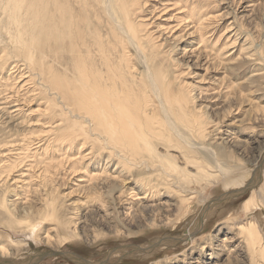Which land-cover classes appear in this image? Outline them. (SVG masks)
<instances>
[{"label": "rangeland", "instance_id": "1", "mask_svg": "<svg viewBox=\"0 0 264 264\" xmlns=\"http://www.w3.org/2000/svg\"><path fill=\"white\" fill-rule=\"evenodd\" d=\"M20 1L0 0V38H4L0 39V51L6 48L9 54L12 52V44L9 43L11 38L8 32L18 33L19 31L10 27L1 28V26L3 23L11 22L12 24L8 25L14 27L21 23L23 13ZM140 2L143 8L134 16L133 21L140 26L147 43L144 42L145 48L141 52L132 47L129 51H132L130 54H134V63L136 59L141 60V63L144 62L140 66L136 65V68L138 71L145 72L146 76H150L149 80H152V75L148 70L150 68L153 73L151 67H155L162 77H157L160 78L157 81L154 78L155 86L153 87L145 83V87L148 86L150 90L148 88L144 90V96L145 94L149 97L158 96L155 110L165 138L163 141L160 138L157 139V143L155 145L153 143L152 147H154V153L162 154L156 165L164 169L167 175L162 172H153L149 167L142 165V162L152 158L145 149L135 155L141 162L136 169L129 170L126 174H119L112 164L108 166L105 161L108 159L110 149L103 150L104 145L102 146L93 135H90L89 145L83 148L80 157H78L81 149L79 142L72 147L70 152L68 150L66 155V148L53 151L52 154L57 155L51 161L58 163L63 160L62 163L65 164L67 172L61 173L65 176L60 173L57 179L56 176L49 175L54 184L48 183L45 184L46 188L37 189L34 184L27 188L31 183L29 177L20 178L22 172L15 173L17 186H23L19 196L15 194L17 187L14 184L15 179L9 184L10 190L5 196L9 203L15 202L19 215L13 221L12 227L14 228L0 225V240L5 242L10 236L14 241L10 247L18 251L13 258L0 257V264H24L25 262V264H264L260 262L262 261L260 256L253 259L243 236L238 232L240 226L255 221L260 224V232L264 239V187L262 186L264 177H261L262 172L259 174V169H263L262 166L259 167V164L264 161V0H140ZM191 10H195L196 18L203 15L206 21L208 30L204 34L205 41L201 39V33L197 31L198 23L191 18ZM99 19L94 21L102 23L104 20L103 23L105 22L100 28L102 38L106 41L113 40L115 37L112 28L115 26L105 13ZM83 30L87 34L90 32V29ZM150 46L154 47L151 52ZM45 51L47 52L44 47L43 55L47 57ZM46 60L49 61V59ZM58 67L57 65L56 68ZM0 72V82H2L0 83V94L2 95H0V101L3 100L5 103L2 102V105L0 102L2 106L0 109H3L0 110V131L2 129L3 133L6 130V134L15 132L19 134V132L42 130L40 123L36 122L37 115L34 113L36 111L29 115L27 111L45 106V103L50 101V96L43 90L44 88L38 87L40 85L35 78L34 81L32 80L34 77L32 69L22 59L12 58L5 70H0ZM31 76L32 79L29 80ZM23 87H27V90ZM152 88L154 92L151 91ZM28 89L32 91L30 94ZM24 90H26L27 97H24L26 96ZM31 93L35 95L32 96ZM9 95L12 96L11 100ZM50 95L53 96V94ZM14 96L17 99L20 98L21 103L14 102L16 99ZM23 97L24 100L31 98L34 103L32 101L28 105L25 101V105L22 101ZM54 102L51 101L50 104L58 110ZM14 103L15 105L20 103L23 112L12 113L11 111L15 108L9 107ZM4 110H7L6 113ZM195 117L207 123L209 125L207 129L212 127L209 131H214L206 141L197 138L194 129L190 127ZM186 124L189 126L187 127ZM91 132L90 130V134ZM2 134H0V139L5 138ZM22 135L25 136V134ZM44 138L46 141L50 139L45 135ZM40 146L34 145L31 148L37 151ZM189 147H192L194 151L189 153ZM208 149L210 151L214 149L217 153L210 154L206 151ZM3 150L4 152L0 153V167L5 163L3 158L7 163L15 158L7 157L10 158L8 160L5 157L7 153V156H13L16 153L8 152L9 147ZM84 155L87 160L81 158ZM173 155L179 159L176 158L172 163L170 159ZM180 157L200 159L202 165L208 167L207 170H210L212 176L209 179L201 178L198 184L196 180L199 178L198 172L190 170V176L187 179L191 182L190 186V183L181 180L182 176L187 175L188 172L182 171L183 169L181 171L172 170L173 166L182 162ZM24 161L27 162L28 167H24L23 170L28 171L29 165H32L34 167L32 173L36 174L44 170V164L47 162L44 158L40 161L33 158ZM87 162L90 165L88 171L82 169ZM76 167L78 169H75ZM129 167L133 168L130 165ZM221 172H225V176ZM27 173L29 172H25L24 175H28ZM138 173L150 180H171L172 185L179 186L180 192L177 195L182 193L181 195L193 198L191 204L193 212L191 211L192 213L186 219L181 216L183 217L179 220L182 221L181 223L175 222L180 212L177 211L178 207L173 205L175 200L179 203L180 198L171 195L170 205L173 208L170 209L172 210L162 207V212L159 213L152 209L145 211V217L148 220H156L157 228L147 229L143 227L146 223L140 225L141 209L143 212L144 205H153V201L136 200L135 202L140 203L137 209H131L129 206L131 204L129 197L136 199L137 197L132 195L140 194L138 190L140 186L132 182L137 180ZM91 174L92 176L97 174L100 177L94 182H86L85 180H88ZM254 175L257 177L256 180ZM226 176L233 177L236 182L241 183L249 184L255 181L244 191V189L234 188L233 183ZM180 181H182L181 184ZM112 186L117 189L110 195L109 189ZM95 187L101 190L98 191L99 189ZM2 190L0 186V191ZM96 191L105 195L101 193L95 195ZM254 191L259 195L260 209L246 214L243 210L244 203L251 198ZM239 192L244 193L239 195ZM51 195L56 199L54 203L52 199L48 200ZM93 197L97 201H92ZM161 201L166 202L167 199H161ZM103 202L106 206L101 207ZM50 205L55 206L61 213L60 217L64 224L68 225L70 222L69 226L72 229L76 226L81 236V239L76 241L62 243L56 251L45 243L46 234L43 228L45 231L49 229L47 223L40 225L42 229L34 223L38 217L40 219L43 213H46ZM4 219L12 221L7 213L0 215V221ZM191 228L194 234L192 239L197 247L194 252H191L190 244L187 245L184 241ZM116 231L120 233V236H116L118 235ZM130 233H134L135 236H130ZM96 236L101 238L95 241ZM36 238L44 244L37 243ZM201 246H205L203 250L200 249ZM50 251L56 252L57 255L48 256Z\"/></svg>", "mask_w": 264, "mask_h": 264}, {"label": "bare ground", "instance_id": "2", "mask_svg": "<svg viewBox=\"0 0 264 264\" xmlns=\"http://www.w3.org/2000/svg\"><path fill=\"white\" fill-rule=\"evenodd\" d=\"M13 2H14L13 4H15V1ZM20 2L23 13L22 16L23 19L21 23L19 25H15L14 27L8 25L11 22H9L8 24L3 23L2 24L3 27L1 26V28H7V27L15 28L19 32L18 33L16 32L14 33L13 31L8 32L9 33L8 35L11 38L10 42L9 41L8 42L12 44V52H10L9 54L6 48L0 51V68H2L0 70L2 71L5 70V67H7L8 62L12 58L22 59L32 69V72L34 73L33 79L31 76L29 80L32 79L34 81L35 78L36 82L40 85L38 87L44 88L43 90L49 94L50 101L48 103H45V106L43 105V107H38L37 110L28 109L27 111L28 115L33 113V111H36L34 112L37 115L36 122L40 123L41 125L40 128L42 130L38 132H26V133L19 132V134H17L16 132L15 133L8 132L9 134H6L5 133L6 130L3 133L2 129L0 131V134L3 133L2 135L5 136V138L0 139V153L4 152L3 148L5 147L7 148L9 147L8 152L10 153L14 154V152H16L15 155L13 156L12 155L7 156L8 154L7 153L5 156L6 158L7 157H12V158L15 157V158L14 160L9 161L8 163L7 161H5V158H3V162L5 163L3 164L2 167H0V186L1 188H3L2 192L0 191V215H2L3 213H7L10 219H12V221L10 222L6 219L1 220L0 225L11 228L14 225L13 221H15L19 215V211L15 206V202L12 201L9 203L7 197L5 196L10 190V186H9L10 182L16 178L14 177L15 173L22 172L21 173L22 176H20V178L25 176L29 177L31 183L27 186V188L33 184L37 186V189L41 187L46 188L45 184L48 183H50L51 185L54 184V181L52 180V178L49 177V175L56 176V178L59 179L60 173L67 171L65 168V164L62 163L63 160L59 161L58 163H52L51 160L54 159V157L57 155V154L53 155L52 152L58 149L60 150L66 148L67 149L66 153L65 151H63L66 155L68 150L70 152L72 147L77 142H79L81 145V149L80 152H78V157H80V155L83 153L82 152L83 148L89 145V140L91 138L90 135H93L95 139H97V141L102 144V146L104 145L103 150L107 148L110 149V154H108V159L105 161H107V165L112 164V166L115 167L116 171L119 174H126L129 172V170L136 169L138 167V164H140L141 162L139 159H137V156L135 155L138 154V152L145 149L146 151L149 152V155L152 158L150 160L142 162V165L149 167L150 169L153 170V172L156 173L162 172L163 174L167 175L164 169L156 165V163H159L157 162V160L161 159L162 154L154 153L153 152L154 147H152L153 143L154 145L157 143V139L160 138L161 141H163L165 138L160 128L161 123L158 121L157 118L158 117L157 111L155 110V103L158 96L155 95L149 97L148 94L147 95L145 94L144 96V92H145L144 90H146L147 88L149 89L148 86L150 85L152 87L155 86L154 78L156 79V81L159 80L160 78L157 77H161L160 76L161 74L159 75L155 67L154 68L151 67L153 73L150 68L148 70H150V74L152 75V80H149L151 79L150 76L148 75L146 76L145 72L138 71V69L136 68L138 65L140 66V64L144 62L141 63V60L136 59V63H134L133 62L134 54L133 55L130 54L132 51L131 52L129 51L131 47L134 50L140 52L141 50H143V48H145V46H143L144 42H146L145 36L141 33L140 26L134 23L136 21H133L134 16L140 13V10L143 8L141 7L140 0H21ZM191 12H192L191 18L193 20L195 19L196 20L195 22L198 23L197 31L201 33L200 37L202 40H204L205 39L204 34L208 30L206 27V21L203 15H200V17L196 18L195 10H191ZM104 13L109 17L110 21L115 26L114 28H112V33L114 34L115 37L113 40L106 41L104 38H102L101 36L102 34H100V28L102 24L104 25L105 23V22L103 23L104 20L102 21V23H99L100 21L98 22L94 21L103 17ZM83 29H90V32H88L87 34L86 32H84ZM0 39L3 40L4 38L2 39L1 37ZM44 47L47 50V52L45 51L47 53V57L43 55ZM150 47L152 48L151 50L149 49L151 52L152 50H154V47L152 46ZM59 56L61 57L59 58ZM46 59H49V61H47ZM44 60H46L47 63L46 61L44 63ZM150 62L152 63V61ZM55 64L56 66L58 65L59 67L56 68ZM21 75L23 76V74ZM10 78L8 80H10ZM1 81L3 80L1 79ZM145 83L148 84L147 87H145ZM28 85L29 84L27 83V86ZM26 90H24V93ZM151 91L154 92V89L152 88ZM11 92L12 91H10V93ZM18 92L15 93L18 94ZM30 92L32 91H29V94ZM7 93L8 92L6 91V95ZM32 94L33 93H31V95ZM50 94H53V96H51ZM9 96H10L9 99L11 100L12 96L11 95ZM27 96H28L27 94L26 96L24 95V97ZM14 97L16 98V96ZM24 97L22 101L24 102L27 101L28 105H30V103L33 100L31 98L28 99L26 98L24 100ZM20 101H21L20 98L19 99L16 98L14 100V102H20ZM51 101H55L54 105L58 108V110L54 108L52 104H50ZM20 103L16 105L14 103L13 106L11 105L9 107V108L11 107L15 108V110L13 109V111H11L12 113L16 111L19 112L22 111V107ZM32 103H34V101ZM4 111H5L4 113H6L7 110ZM57 113L59 114L56 115ZM10 114H8V116ZM16 116L17 115L15 114V117ZM71 123H73V125H71ZM186 126L188 127L189 125L186 124ZM208 126L209 125L207 123L202 121L200 118H196V117L194 118L193 124L190 125V127L194 129V133L197 136V138L203 139L204 141H206L208 136H210L211 133L214 132V131H209V129H211L212 127L207 129ZM90 130L92 131L91 134H90ZM22 134H25V136H23ZM44 135L49 137L50 139L46 141ZM19 137H21V139H19ZM34 145H41V146L38 148L37 151L35 150L33 151L31 147ZM191 151H194V149L192 147H189V153ZM206 151L210 152V154L217 153L215 152L214 149L212 151H210L209 149ZM101 152L103 151L101 150ZM187 153H183V155H187ZM85 156L86 155H84V157L81 158L84 160L86 159ZM29 158L37 159L39 161L41 160V158H44V161H47L46 164H44V170L40 171L39 174H36L35 172L34 174L32 173V169H34L32 165H29L30 169L28 171L23 170L24 167H28L26 164L27 162H25L24 160H27ZM176 158L179 159V157L177 156L174 155L171 156L170 159L171 162L173 163V161H175ZM180 158L182 159V162L181 163L178 162V165L173 166L172 170L181 171V169H183L182 171L188 172L187 175L182 176L181 180L190 183V186H191V182L190 180H187L190 176L189 173L190 170L191 171L194 170L198 172L199 178L196 179L198 181V184L201 178L204 177L209 179V177L212 176L210 170H207L208 167L206 165H202L200 159H195L194 157L192 158L180 157ZM104 163L106 164V162ZM129 165L132 166L133 168H130ZM259 165H260L259 167L262 166L261 168H263L262 170L259 169L260 171L259 174L262 172L261 177H264V161L262 164ZM83 168L86 171H88V169L90 168L89 162H87L82 167V169ZM75 169H78V167H76ZM101 171L103 172L105 170H101ZM25 172H29L30 174L27 173L28 175H24ZM78 173H80L79 170ZM221 173H223L225 176V172H221ZM61 175L65 176L62 173ZM88 177L89 179L85 180L86 182H94V180H97L98 177H100V175L94 174L92 176L91 174V176L89 175ZM215 177L217 178V176ZM4 178L6 180H4ZM62 178L65 179V177ZM136 178L137 180H133L132 182H134L135 185L140 186V188L138 189L140 194H138L137 196L132 195L135 198L137 197L136 199H133L131 196L130 197L128 196L130 198L129 201L131 204H129V206H131V209L132 208L137 209L136 207L139 206L140 203L138 204L137 202H135L136 200L137 201L144 200L148 202L153 201L152 202L153 205L150 204L144 205V211L142 212V209L140 211L141 218H139L140 220L139 223L140 225L146 223L143 227H147V229L158 227L157 223L155 222L156 221L155 219L148 220L145 217V211H147L148 209H152L153 211L159 213L162 212L161 211L162 207L164 208L167 207L169 210H172L170 209L173 208L170 205L171 204L170 200H172L171 195L178 196L180 198L179 203H177V201L175 200L176 202L174 201V205H173L174 207L177 206L178 207L177 211L180 212L179 215L176 216L175 222L181 220L183 217H185L184 219H186L193 212L191 205L193 198L192 197L189 198L188 195L187 196L181 195L182 193L177 195V193L180 192L179 186L175 187L174 185H172L171 180L169 179L166 181L155 180V179L150 180V179H146L144 175L139 173L136 175ZM256 178L257 177H255V180ZM228 179L231 180V183H233L232 186L234 188L244 189V191L249 186H252L255 181L253 180V183L248 184L245 182L242 183L236 182V180L233 177H229ZM239 180L240 179H238V181ZM16 181L17 180L15 179L14 184L17 186L18 182ZM182 181H180L179 183L181 184ZM262 186L264 187V182ZM22 188L23 186L16 187L15 189L16 196L20 195L19 192L22 190ZM95 188L97 190L99 189L98 187ZM116 189L117 188L115 186L110 187L109 189V191L111 192L110 195H112L113 192L116 191ZM100 190L101 189H99L98 191ZM97 193H101V192L96 191L94 194L96 195ZM120 193L121 192L119 191V194ZM241 193L244 192H239V195ZM53 195L49 196L50 198H48V200L52 199L54 203L56 199L54 198ZM101 195H105V194L101 193ZM258 197L259 195L254 191L251 195V198L244 203L243 206L244 213L248 214V213H252V211L254 210L260 209L259 205H261V202H259ZM165 198L167 199V201L162 202L161 199H165ZM91 200L94 201L95 200L94 197ZM104 203L105 202L99 205L101 207H104L106 206ZM105 210L108 209L105 208ZM138 213L139 212L137 210V214ZM60 214L61 213L58 212V209L55 206L50 205L46 209V213H43V216L40 219L39 217L36 220L34 218L35 220L34 223L35 224L37 223L39 226L41 224L46 225L47 223L49 229L45 231V229L43 228L46 234L45 243L48 247L54 249L55 251L60 247V245H62V243L66 244L81 239V236L79 235L76 226L75 228L72 229L69 226L71 224L70 222H68L69 223L68 225L64 224L63 220L60 217ZM154 216L157 217L156 215ZM26 220H28V218ZM31 221L33 220L31 219ZM181 222L182 221H179V223ZM32 225L34 226V224ZM40 227L42 229V226ZM260 227L261 226L259 223L255 221L254 222L251 221V222H247V224L240 226L238 232H240V234L243 236L244 241L246 242L248 246V250L252 254L253 259L255 260L258 256H260L262 260L260 262L264 263V243H262L264 239H263V235L260 232L261 231ZM4 229L6 230V228ZM115 233L118 234L116 236H120L119 232L117 233L116 231ZM129 235L135 236L134 233L133 234L130 233ZM193 235H194L193 229L191 228L189 230V233L187 234V237H185L186 239H184L187 245L190 244L191 252L197 250V247L195 246L194 241L192 239ZM100 238L101 237L96 236L95 241H97ZM36 241L37 243L39 242L41 244H44L42 241L40 240L38 241V239ZM13 243L14 241L10 236H8V240L5 242L0 240V257L13 258V256H15L18 250L14 251V249L11 248ZM204 247L201 246L200 249L203 250ZM47 255L56 256L57 253L50 251Z\"/></svg>", "mask_w": 264, "mask_h": 264}]
</instances>
